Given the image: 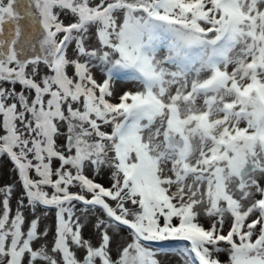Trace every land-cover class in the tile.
Segmentation results:
<instances>
[{"label":"snow or ice","instance_id":"snow-or-ice-1","mask_svg":"<svg viewBox=\"0 0 264 264\" xmlns=\"http://www.w3.org/2000/svg\"><path fill=\"white\" fill-rule=\"evenodd\" d=\"M0 264H264V0H0Z\"/></svg>","mask_w":264,"mask_h":264}]
</instances>
